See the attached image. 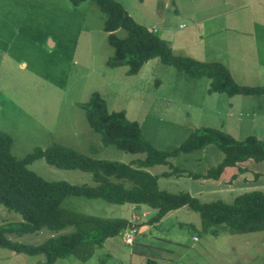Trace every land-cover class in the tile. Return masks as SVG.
I'll return each instance as SVG.
<instances>
[{
  "label": "rangeland",
  "instance_id": "374dc122",
  "mask_svg": "<svg viewBox=\"0 0 264 264\" xmlns=\"http://www.w3.org/2000/svg\"><path fill=\"white\" fill-rule=\"evenodd\" d=\"M138 24L165 40L173 53L202 62L224 63L240 85L264 86V0H115ZM105 15L92 1L74 7L67 0H0V132L12 140L22 159L35 149L60 144L98 160L130 164L145 154L104 146L80 106L94 93L110 112L124 111L143 136L161 151L179 147L199 128H214L237 140L264 141V96L209 92L210 80L188 79L174 67L152 59L138 74L111 68L114 49L104 31ZM117 35L127 33L120 29ZM223 153L209 145L170 158L172 166L205 174ZM228 168L219 180L163 178L159 188L188 192L202 203H233L244 193H264V161ZM48 181L94 185L79 170H61L38 160L28 167ZM159 176L169 166L148 169ZM62 206L83 214L147 223L156 211L109 205L103 200L69 197ZM150 212V213H149ZM139 219V220H138ZM22 221L0 206V225ZM137 227L132 245L125 230L96 247L92 257L60 259L55 264H264V231L230 234L204 224L188 207L169 212L159 223ZM141 224V225H142ZM55 234L44 229L11 240L38 245ZM194 238H197L195 240ZM43 255L27 256L0 248V264H44Z\"/></svg>",
  "mask_w": 264,
  "mask_h": 264
},
{
  "label": "trees",
  "instance_id": "16d2710c",
  "mask_svg": "<svg viewBox=\"0 0 264 264\" xmlns=\"http://www.w3.org/2000/svg\"><path fill=\"white\" fill-rule=\"evenodd\" d=\"M74 7L89 0H67ZM105 15L104 31L114 49L107 61L111 68L127 67L133 76L152 59L174 67L188 79L208 78L209 92L235 96H264V86L238 84L228 67L220 62H202L191 57L175 55L167 42L151 29L138 24L115 0H90ZM142 2L143 0H138ZM127 35L121 38L117 31ZM86 111L89 127L100 134L104 146H115L130 154H145L143 160L130 164L98 160L69 147L53 144L46 149H35L22 159L12 154V138L0 132V206L22 217V221L0 225V248L27 256L43 255L44 264H55L60 259L77 256L89 260L96 247L128 230L130 221L92 216L68 209L62 203L69 197L103 200L109 205L146 206L156 214L143 225L159 223L169 212L184 207L198 213L204 224L223 226L230 234L264 231V193L252 191L235 198L233 203L222 201L202 203L188 192L173 194L159 188L163 178L219 180L228 168L241 167L248 161H264V141L249 136L237 140L214 128H199L179 147L170 151L155 148L142 134L140 125L130 121L124 111L110 112L99 93L80 105ZM209 145L223 153L222 162L205 174L183 170L170 164V158L191 154ZM38 160L61 170H79L92 176L94 185H72L64 181H48L28 167ZM169 166L170 171L159 176L148 169ZM48 230L55 235L38 245L13 241L9 236H24ZM154 264V261H149Z\"/></svg>",
  "mask_w": 264,
  "mask_h": 264
},
{
  "label": "built area",
  "instance_id": "2783aa9c",
  "mask_svg": "<svg viewBox=\"0 0 264 264\" xmlns=\"http://www.w3.org/2000/svg\"><path fill=\"white\" fill-rule=\"evenodd\" d=\"M136 223H137L136 219H133L132 221H130L128 230L125 233V242L127 245H132L134 242V237L137 234ZM194 239L197 240V238H194Z\"/></svg>",
  "mask_w": 264,
  "mask_h": 264
},
{
  "label": "crops",
  "instance_id": "0c3cea01",
  "mask_svg": "<svg viewBox=\"0 0 264 264\" xmlns=\"http://www.w3.org/2000/svg\"><path fill=\"white\" fill-rule=\"evenodd\" d=\"M131 207H132L133 209H134V208H135V209H136V208L142 209L143 212H144V211H147V209L144 208V206H135V205H132ZM149 213H150V212H149ZM129 219H130V218H129ZM129 219H128V220H129Z\"/></svg>",
  "mask_w": 264,
  "mask_h": 264
}]
</instances>
